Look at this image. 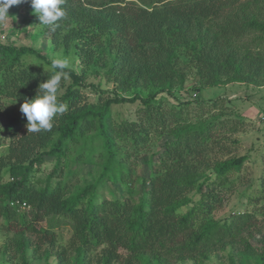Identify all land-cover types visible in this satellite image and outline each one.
<instances>
[{"label": "trees", "instance_id": "obj_1", "mask_svg": "<svg viewBox=\"0 0 264 264\" xmlns=\"http://www.w3.org/2000/svg\"><path fill=\"white\" fill-rule=\"evenodd\" d=\"M61 7L65 16L43 30L52 51L73 49L85 68L109 62L102 78L110 87L64 69L70 82L62 78L58 101L68 110L51 130L28 132L22 113L2 115V101L34 98L54 74L52 60L0 44V229L10 235L1 264H29L28 253L44 264H204L227 249L239 264H264V238L253 242L264 227V177L258 215L214 217L243 185L247 156L233 136L245 120L222 98L158 99L185 91L191 71L198 93L264 87V0H64ZM30 55L49 69L25 66ZM136 103L133 120L114 121L112 106ZM145 154L149 172L135 192ZM45 158L54 168L34 181ZM65 161L99 174L74 190L62 170L57 176ZM106 183L117 193L100 199ZM61 227L70 231L66 242Z\"/></svg>", "mask_w": 264, "mask_h": 264}, {"label": "rangeland", "instance_id": "obj_2", "mask_svg": "<svg viewBox=\"0 0 264 264\" xmlns=\"http://www.w3.org/2000/svg\"><path fill=\"white\" fill-rule=\"evenodd\" d=\"M38 15L34 14L31 7L30 0L14 5L8 9V16L0 19V44H13L16 46L32 47L35 50L41 51L48 56L49 60L52 59H65L69 60V68L78 75L82 76L84 83L87 85L101 84L102 88H108V85L102 78V75L109 67L107 62L102 67L91 66L85 68L80 65L79 58L73 49L68 52L63 50L58 52L52 51L51 42L43 35L44 25L39 24ZM25 66L40 69H49V67L35 56H26L23 60ZM67 84L70 80L66 79ZM196 82V76L191 71L185 83L186 90H176L173 96L165 94L158 97L169 104H179L184 101H194L201 98L205 101H213L217 98H222L226 102L228 111L230 110L234 117L243 118L245 121V128L243 132L237 133L233 138L239 140L238 155H246L247 161L244 164L243 170L240 174L242 176L243 185L237 187L233 195L225 203L224 208L214 214V217L219 220H224L234 213L243 212L245 210L256 211L258 210L259 202L254 201V198L259 197L261 194L260 179L264 177V87L255 88L251 86H238L232 85L225 88H207L200 93L192 89ZM91 100L95 95L90 90H85ZM195 94L197 97H194ZM2 107L3 116H18L21 114L20 106L14 99H4ZM138 104H120L112 106V117L114 121L133 120L134 112ZM1 124V121H0ZM4 137L1 133L0 126V139ZM162 141L155 145L158 149ZM5 147H1L0 151ZM149 155L145 154L137 161V179L133 190L135 192L140 188L142 176L147 175L149 166L146 164ZM54 168V161L51 158H45L44 164L41 166L38 173L34 176V181L43 182L44 179ZM62 170V171H61ZM62 172V179L68 181L73 186L74 190H78L86 184L93 183L99 170L94 166H85L74 164L70 161H65L58 169L57 176ZM56 176V177H57ZM59 178V177H58ZM57 178H55L56 180ZM118 191H122V187L118 186ZM117 193V188L106 183L99 187L97 190L98 197H112ZM258 215V212L256 211ZM62 236V242H66L69 238L70 231L67 227L59 228ZM9 234H5L0 229V246H2ZM264 238V227L260 228L254 236L253 242L257 243L260 239ZM29 256V264H44L42 260H37ZM232 256V259H230ZM2 258L0 257V264ZM10 264V263H6ZM183 264H192L186 262ZM204 264H239L238 258L230 254V249L225 250L214 255H211L209 260ZM248 264H254L249 262Z\"/></svg>", "mask_w": 264, "mask_h": 264}, {"label": "clouds", "instance_id": "obj_3", "mask_svg": "<svg viewBox=\"0 0 264 264\" xmlns=\"http://www.w3.org/2000/svg\"><path fill=\"white\" fill-rule=\"evenodd\" d=\"M24 0H0V19L8 16V9ZM34 14L38 15L40 25H54L65 16L61 5L64 0H30ZM69 68V60L52 59L50 71L54 74L45 82L40 83L34 98L25 100L20 106V112L26 117L28 132L51 130L53 119L64 114L67 105L58 101V91L62 78H67L64 69Z\"/></svg>", "mask_w": 264, "mask_h": 264}]
</instances>
